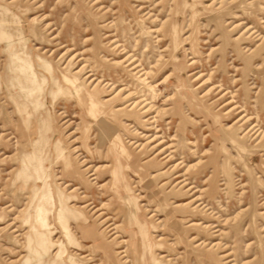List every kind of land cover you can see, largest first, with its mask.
I'll list each match as a JSON object with an SVG mask.
<instances>
[{"label": "rangeland", "instance_id": "374dc122", "mask_svg": "<svg viewBox=\"0 0 264 264\" xmlns=\"http://www.w3.org/2000/svg\"><path fill=\"white\" fill-rule=\"evenodd\" d=\"M41 229L39 264H264V0H0V264Z\"/></svg>", "mask_w": 264, "mask_h": 264}, {"label": "bare ground", "instance_id": "6f19581e", "mask_svg": "<svg viewBox=\"0 0 264 264\" xmlns=\"http://www.w3.org/2000/svg\"><path fill=\"white\" fill-rule=\"evenodd\" d=\"M115 161V160H114ZM119 177V175H117ZM117 180V177L115 176V181ZM120 180V179H119ZM118 181V180H117ZM116 181V182H117ZM121 184V183H120ZM120 186V185H119ZM118 188V187H117ZM116 193V190L113 191ZM129 202V200L127 199ZM184 208V207H181ZM63 210V208H62ZM182 211V210H181ZM129 218H133L132 225L135 224L134 215L129 214ZM183 218V217H182ZM61 221V224L66 225L65 222ZM48 233L41 230H34L30 236H27V248L30 251L31 255V262L32 264H39L45 257H49V250H50V242L47 239ZM138 243V242H137ZM139 251V250H138ZM50 264H60L56 259L52 258L50 260Z\"/></svg>", "mask_w": 264, "mask_h": 264}]
</instances>
